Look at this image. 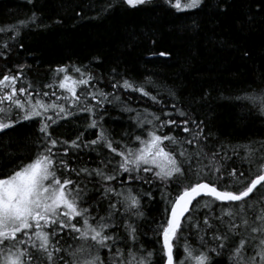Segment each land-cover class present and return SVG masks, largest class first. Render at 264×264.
<instances>
[{
    "label": "snow or ice",
    "instance_id": "snow-or-ice-1",
    "mask_svg": "<svg viewBox=\"0 0 264 264\" xmlns=\"http://www.w3.org/2000/svg\"><path fill=\"white\" fill-rule=\"evenodd\" d=\"M28 2L32 3L33 0ZM150 2L119 0L120 4L132 9ZM164 2L177 12L200 9L206 4V0ZM114 7L116 4L112 0H106L100 11L110 12ZM216 7L221 10V14H227L231 7L230 0H219ZM257 17L264 19V0H259L255 11L249 8L245 19L238 22V30H254L255 24L259 22ZM37 19L33 14L28 21H21L19 26L7 29L0 27V33L14 32L19 36L22 27H27L29 22L35 24ZM2 47L10 51L7 43ZM153 55L171 54L159 52ZM248 55L245 51L244 56ZM0 56L6 58L7 52L0 51ZM70 67L79 74L78 77L69 74ZM18 68L16 74H5L0 78V133L8 135L5 130L35 118L42 135L34 142L35 150L31 159L0 169V264H105L101 256L103 250L108 255L107 264H154L155 255L160 256L161 264H212L210 253L226 255L229 264H264V208L250 216L247 209H252L253 205L245 199L258 186L264 187V142H260L258 147L257 142L242 145L243 156L236 149L231 150L233 155L240 156L241 163H248L247 177L244 170L235 166L222 171L226 167L225 161L231 157L228 151L223 154L219 149L205 151L211 131L205 133L203 120H162L160 114L145 111L143 114L137 112L135 117L136 127L143 131L138 134L124 133V136L134 138L138 145L130 147L129 142H124L121 147V142L115 141L103 129L100 124L103 112L98 110L105 104L119 105L126 112L135 109L122 101L116 92H105L97 87L99 79L90 71L74 65L58 66L54 70V79L44 85L52 91L40 92L24 77V65ZM22 78L26 86L22 82L17 88ZM113 80L115 82L111 83V88L114 90L122 88L150 96L143 84L137 85L128 79L115 80V77ZM148 82L151 83L150 80ZM82 86L84 91L77 95ZM56 88L62 90L61 94H57ZM50 96L55 99H45ZM150 98L157 101L156 96ZM237 99L251 102V105L257 106V113L264 116V90ZM172 108L176 109L175 115L178 117L189 116L176 104H172ZM85 112L90 117L87 127L98 129L95 139L82 140L83 132L71 140L53 138L49 131L52 125ZM163 115L172 117L173 113L163 112ZM189 124L193 127L190 128ZM171 125L190 135L178 136L163 131ZM114 144L117 146L114 147ZM186 145L191 146V150ZM83 148H90L97 154V167L77 169L69 166L66 159L69 150ZM149 172L153 173V177L143 175ZM69 173H75L77 177L85 174L84 179L97 178L96 183L102 189L101 198L107 200L103 215L100 214L99 200L94 205L92 200L95 197L88 196L87 184L70 178ZM122 176L127 186L113 187L110 182ZM204 176H210L211 181L203 182ZM133 181L148 185L159 181L164 189L161 193L165 203L164 217L155 222L152 229L157 237L162 236L158 252L145 250L142 244L137 247V222L144 216L142 200L151 198L152 193L134 190L135 186L130 183ZM88 182L92 183V180ZM173 184L178 186L175 195L168 191ZM201 196L213 198L212 203L220 202L219 215H210L220 222L224 230L210 223L209 215L204 216L205 231L213 229L211 243L203 235H198L200 244L194 247L185 238V255L178 262L174 254V242L179 239L182 225H191L193 220L192 216L186 214L196 213L201 205L211 208L210 202L197 199ZM193 201H197L195 207ZM196 227H200L199 223ZM120 228L125 232L124 237L118 235ZM66 229L73 243L65 241V245H61L60 240L64 237L60 234ZM121 241L128 246L127 253L119 246ZM157 243L160 241L157 240Z\"/></svg>",
    "mask_w": 264,
    "mask_h": 264
},
{
    "label": "trees",
    "instance_id": "trees-1",
    "mask_svg": "<svg viewBox=\"0 0 264 264\" xmlns=\"http://www.w3.org/2000/svg\"><path fill=\"white\" fill-rule=\"evenodd\" d=\"M105 2L106 0H33L29 3L28 0H0V27L7 29L19 26L21 21H28L33 14L38 17L35 24L29 22L27 27H22L19 36L14 32L0 33V51L7 52L6 58L0 56V78L5 74H16L18 66L24 65L23 73L27 82H31L34 89L44 92V85L54 79V70L58 66L74 65L86 69L99 79L97 87L105 92H116L122 101L135 109L133 112H126L119 105L105 104L98 110L103 112L100 124L115 141L121 142L119 146L122 147L124 142H129L130 147L138 145L134 138L124 136V133L138 134L143 131L136 127L137 112L158 113L162 120L173 118L178 122L185 118H198L206 125L205 133L211 131L205 151L219 149L221 154L228 151L231 158L225 161L226 167L222 171L235 166L244 170L247 177L249 165L247 162L241 163L240 156L244 155L241 146L257 142L258 147L260 142H264V116L257 113V106L238 100L237 97L259 94L264 90V19L257 17L259 22L249 32L239 31L237 24L245 19L249 8L255 11L259 0H230L231 7L227 14H221V10L216 7L219 0H206V4L200 9L182 12H177L164 0H151L149 4L135 9L120 4L119 0H112L116 7L110 12L101 13L100 9ZM4 43L9 45L10 51L3 49ZM245 51L249 53L247 57L244 56ZM159 52L171 55H153ZM69 69L72 70L71 67ZM74 76L78 77L79 74ZM113 77L115 80L128 79L137 85L143 84L150 96L122 88L112 89L111 83L115 82ZM22 82L26 86L22 78L17 83V88ZM55 90L58 95L62 92L59 88ZM83 91L84 86L78 89L77 95ZM151 96H156L158 102L151 100ZM45 99L54 100L55 97ZM89 102L94 104L91 100ZM172 104L187 111L189 116H176V109L172 108ZM163 112H171L173 116L166 117ZM89 122L88 113H78L60 120L49 131L58 140L75 139L83 132L81 139L88 141L95 139L98 132V129L87 127ZM188 126L193 127L191 124ZM38 129V120L34 118L5 130L8 135L0 133V169L31 159L35 150L34 142L42 135ZM163 131L178 136L190 135L182 133L175 125L166 127ZM115 146L117 145L114 144ZM186 147L191 150V146ZM232 149H236L240 156L233 155ZM104 151L108 152L107 149ZM66 159L70 167L77 169H91L99 164L97 154L90 148L70 149ZM68 175L87 184L88 196L95 197L92 200L94 205L99 200L100 214L103 215L107 200L101 198L102 189L96 183L97 178L84 179L85 174H81V177H77L75 173ZM143 175L153 177L152 172ZM89 179L92 183L88 182ZM202 180L210 182L211 177L204 176ZM110 183L113 187L127 186L123 176ZM130 183L135 186L134 190L152 193L151 198L145 197L142 200L144 216L137 222V247L142 244L145 250L158 252L162 236L157 237L152 229L155 222L164 217L165 203L161 199L164 189L159 181L151 185L142 181ZM177 190L178 186L175 184L168 189L172 195ZM200 201L210 202L211 208L201 205L196 213H189L193 217L191 225H182L181 233H178L179 239L174 242V254L178 262L185 255V238L194 247L200 244L198 235H203L211 243L213 229L205 231L204 216L209 215L210 223L221 231L224 230L220 222L210 215H219L220 202L212 203L213 198L209 197ZM246 201L253 205L252 209H247L250 216L264 208V187H258ZM196 204L197 202L193 207ZM92 211L95 213V209ZM197 223L199 228L196 227ZM67 232L66 229L60 234L64 237L60 240L61 245H65V241L73 243ZM118 235L125 236L122 228L118 230ZM119 246L127 253L128 246L123 241ZM210 255L213 257L212 264H229L226 255ZM101 256L107 264L106 250L101 252ZM153 262L161 264L160 256L155 255Z\"/></svg>",
    "mask_w": 264,
    "mask_h": 264
},
{
    "label": "rangeland",
    "instance_id": "rangeland-1",
    "mask_svg": "<svg viewBox=\"0 0 264 264\" xmlns=\"http://www.w3.org/2000/svg\"><path fill=\"white\" fill-rule=\"evenodd\" d=\"M182 2H184V0H182ZM69 74L74 76L76 73H74L71 69H69ZM43 89H44V91H48V92H49V91H52V89H48V88H46V87H44ZM58 123H59V122H58ZM58 123H57V124H58ZM55 125H56V124H55ZM73 222H75V221H73Z\"/></svg>",
    "mask_w": 264,
    "mask_h": 264
},
{
    "label": "bare ground",
    "instance_id": "bare-ground-1",
    "mask_svg": "<svg viewBox=\"0 0 264 264\" xmlns=\"http://www.w3.org/2000/svg\"><path fill=\"white\" fill-rule=\"evenodd\" d=\"M258 187H260V186H258ZM258 187H257V188H258ZM255 191H256V190H254V192H255ZM254 192H253V193H254ZM253 193H252V194H253ZM252 194H251V195H252ZM251 195H250V196H251ZM250 196H249V197H250ZM249 197H247V198H245V199H248ZM202 198H206V197H201L200 199H202ZM209 198H211V197H209ZM200 199H198V200H200ZM196 202H197V201H196ZM196 202H195V203H196ZM195 203H194V205H195ZM235 203H236V202H235ZM194 205H193V206H194ZM187 215H189V213H188Z\"/></svg>",
    "mask_w": 264,
    "mask_h": 264
},
{
    "label": "water",
    "instance_id": "water-1",
    "mask_svg": "<svg viewBox=\"0 0 264 264\" xmlns=\"http://www.w3.org/2000/svg\"><path fill=\"white\" fill-rule=\"evenodd\" d=\"M201 197H204V196H201ZM201 197H198L197 199H200ZM196 201H193V205H194V203H195ZM187 215V214H186Z\"/></svg>",
    "mask_w": 264,
    "mask_h": 264
}]
</instances>
